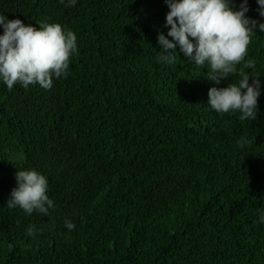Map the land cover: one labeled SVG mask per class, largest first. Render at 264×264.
Here are the masks:
<instances>
[{
	"label": "trees",
	"instance_id": "trees-1",
	"mask_svg": "<svg viewBox=\"0 0 264 264\" xmlns=\"http://www.w3.org/2000/svg\"><path fill=\"white\" fill-rule=\"evenodd\" d=\"M168 11L164 0H0L7 20L58 23L78 48L49 90L0 83V264H264V33L245 57L255 70L242 61L214 85L179 48L158 62ZM244 74L261 81L256 117L210 110L208 90ZM27 169L48 179V216L6 205Z\"/></svg>",
	"mask_w": 264,
	"mask_h": 264
},
{
	"label": "clouds",
	"instance_id": "clouds-1",
	"mask_svg": "<svg viewBox=\"0 0 264 264\" xmlns=\"http://www.w3.org/2000/svg\"><path fill=\"white\" fill-rule=\"evenodd\" d=\"M66 7H74L78 0H59ZM169 11L164 27L167 35L158 32L157 44L161 48L158 62L172 65L177 48L194 67L207 68L206 79L219 85L229 75L236 73L237 65L255 70L252 59L245 60L248 45L257 33H264V22L246 15L248 0L238 8L234 0H164ZM258 15L264 19V0H256ZM37 24V23H36ZM38 27L24 24L20 19L7 20L0 14V83L11 91L14 85L24 89L38 85L49 90L53 79L68 74L70 57L77 51V36L58 23L39 22ZM171 37V39H169ZM251 78V83L249 80ZM261 95L259 77L242 75L227 87H211L207 105L217 114L239 112L240 120L254 119L257 115L258 97ZM16 187L6 201L9 209L19 208L27 215L37 212L49 215L54 201L48 196V179L35 169L17 170ZM264 224V214L259 216ZM65 228H75L65 220ZM39 230L29 226L25 235L34 237Z\"/></svg>",
	"mask_w": 264,
	"mask_h": 264
}]
</instances>
